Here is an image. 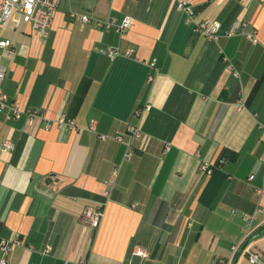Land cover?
Wrapping results in <instances>:
<instances>
[{
	"label": "crops",
	"instance_id": "0c3cea01",
	"mask_svg": "<svg viewBox=\"0 0 264 264\" xmlns=\"http://www.w3.org/2000/svg\"><path fill=\"white\" fill-rule=\"evenodd\" d=\"M182 1L196 23L249 26L208 40ZM85 14L133 25L102 31ZM0 40L2 91L43 116L0 110V241L23 243L9 264H251L232 253L245 217L264 264V0H61L45 36L13 23ZM110 47L134 53L110 61ZM130 126L142 138L128 160Z\"/></svg>",
	"mask_w": 264,
	"mask_h": 264
},
{
	"label": "built area",
	"instance_id": "2783aa9c",
	"mask_svg": "<svg viewBox=\"0 0 264 264\" xmlns=\"http://www.w3.org/2000/svg\"><path fill=\"white\" fill-rule=\"evenodd\" d=\"M61 0H0V29L5 30L11 24L24 23L33 29L36 33L41 36H45L51 27L53 22L54 14L60 4ZM177 9L180 13L186 16V22L188 24H194V32L205 36L208 40L217 42L223 35L227 38L237 36L242 30H246L249 26L248 23L244 21H236L232 27L226 31H222V24L218 21H202L195 22V13L193 6L188 1H182L178 4ZM74 16V15H73ZM81 22L84 26L95 25L96 28L102 31L113 30L118 34L124 35L128 32L132 25L133 19L125 18L123 21H118L115 18H98L93 15H82ZM247 39L253 43H256L255 32H244ZM10 47V43L4 40H0V51L6 50ZM133 51H122L117 47H110L106 49L103 54L108 57L110 61H115L120 57L131 58L133 56ZM2 55L0 54V110L6 113L7 120H18L26 116L30 122L36 118H42V114L39 111H25L18 101L11 100L7 94L2 91V86L4 80L7 76L8 70L1 62ZM155 61L151 63V66H155ZM237 75V74H235ZM140 111L138 112V114ZM57 124L60 127H68L72 130L77 129V123L74 119L67 120L65 116H60L57 120ZM96 121H92L90 125V130L95 131ZM127 133L131 137V141L126 144L125 158L131 159L135 155V149L133 142L142 138V131L140 128L135 126L128 127ZM118 142H124L123 135H118L116 137ZM12 149V144L6 141L3 145V151L8 152ZM264 162V160H263ZM200 170L204 174H210L212 172V167L204 163L201 165ZM254 176L250 177L253 180ZM104 213L101 209L93 210L88 209L85 212L86 223L90 225L93 229H98ZM247 226L244 229L245 237L242 244L232 247V253L236 257L244 256L251 264H259L262 262V257L253 248L252 232H251V222L252 217H245ZM23 243L18 239H13L10 241L2 240L0 241V264H9L8 255L15 246H21ZM52 251V247L47 245L43 251L44 255H49ZM136 255L141 257H147L148 255L143 250L136 252ZM80 264H86L81 262ZM232 264V263H229ZM236 264V263H233Z\"/></svg>",
	"mask_w": 264,
	"mask_h": 264
}]
</instances>
